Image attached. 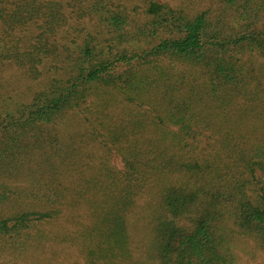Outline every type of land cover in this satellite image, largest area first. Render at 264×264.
<instances>
[{"label": "trees", "instance_id": "trees-1", "mask_svg": "<svg viewBox=\"0 0 264 264\" xmlns=\"http://www.w3.org/2000/svg\"><path fill=\"white\" fill-rule=\"evenodd\" d=\"M3 63L46 85L0 106V264L264 256V0H0Z\"/></svg>", "mask_w": 264, "mask_h": 264}, {"label": "rangeland", "instance_id": "rangeland-1", "mask_svg": "<svg viewBox=\"0 0 264 264\" xmlns=\"http://www.w3.org/2000/svg\"><path fill=\"white\" fill-rule=\"evenodd\" d=\"M255 61H257V59ZM45 76L46 75L39 77V81H33L25 70L18 69L7 63L0 64V106L3 100H7V103L11 105L14 101L17 104L30 102L31 95L42 90L44 85H46ZM80 119L82 122V117ZM78 125H81L82 129L75 128L72 129L73 131L68 129L65 130L69 133L71 132L67 140L70 153L68 154V159L66 158L65 160L67 162L72 160L75 164H85L88 159H91V161L94 160L93 163L95 165L98 163L102 165L103 161V163L108 166L109 162L104 155L105 148L102 149L103 147L99 146L98 140L94 139L92 135H89L87 124L85 126L83 123ZM106 155L110 158L112 165L118 168L121 167V163L113 151L108 152ZM72 173L73 175L76 174V170H72ZM74 183L77 184V180L74 181ZM66 218L70 219L69 217ZM233 245L236 256L238 257V264H264V256L258 257V260L254 258L256 256L253 254L255 252L253 249L255 245L251 241H247L246 243H244V241H235ZM67 247L68 245L61 247L62 255L59 254L61 257L60 259L57 258L58 264H78L79 262L82 264L83 261L81 256L74 249H66ZM259 252L260 251H257V253ZM55 260H51V264H54Z\"/></svg>", "mask_w": 264, "mask_h": 264}]
</instances>
